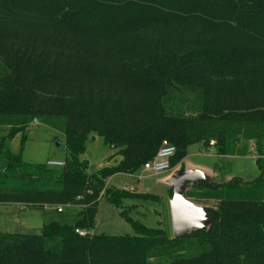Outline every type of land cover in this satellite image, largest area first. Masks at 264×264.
I'll return each instance as SVG.
<instances>
[{
  "label": "trees",
  "instance_id": "1",
  "mask_svg": "<svg viewBox=\"0 0 264 264\" xmlns=\"http://www.w3.org/2000/svg\"><path fill=\"white\" fill-rule=\"evenodd\" d=\"M33 121L62 130V166L9 151ZM3 124L0 204L78 210L38 233L0 231V264H264V0H0ZM94 135L119 161L90 174L79 155ZM164 140L171 167L201 144L219 157L253 152L258 176L219 170L197 183L185 195L215 202L207 228L169 236L123 205L151 195L105 183L137 172ZM101 197L133 234L91 233Z\"/></svg>",
  "mask_w": 264,
  "mask_h": 264
},
{
  "label": "rangeland",
  "instance_id": "2",
  "mask_svg": "<svg viewBox=\"0 0 264 264\" xmlns=\"http://www.w3.org/2000/svg\"><path fill=\"white\" fill-rule=\"evenodd\" d=\"M61 124L62 121H56ZM2 135L8 127L3 124ZM212 145V144H210ZM252 145V142L249 143ZM7 147L13 154H19L26 163L38 164L48 161L64 162L66 157L65 138L62 130L50 123L33 121L25 131L17 132L8 141ZM211 147L191 144L187 148V156L182 162L170 169L154 173L139 169L134 174L117 173L106 179L107 186L122 187L136 193L149 194L154 200H126L123 205L132 219L140 221L148 227L165 228L169 236H173L170 211L172 194L169 193L177 179L183 180L188 174H197L201 179L210 180L219 170L225 171L226 177H240L244 181H252L258 176L256 155L252 152L245 157H216ZM114 156L113 158H111ZM79 160L87 163V171L95 174L104 167H112L119 161L116 150L103 144L102 139L94 135ZM195 172V173H193ZM199 183V182H198ZM197 184V183H196ZM195 185L187 184L181 188L185 202L192 208L205 212L215 205L214 201H198L185 195ZM57 209H61L58 211ZM78 208L47 207L44 210L27 208L20 210L17 205L0 204V231L8 233H38L45 222L57 220L72 223ZM205 221L199 228L206 229ZM92 234L125 235L133 234L132 225L114 209L105 197H101L95 215ZM199 250L183 251L190 255Z\"/></svg>",
  "mask_w": 264,
  "mask_h": 264
},
{
  "label": "water",
  "instance_id": "3",
  "mask_svg": "<svg viewBox=\"0 0 264 264\" xmlns=\"http://www.w3.org/2000/svg\"><path fill=\"white\" fill-rule=\"evenodd\" d=\"M199 179L198 175L188 174L183 180L175 182L172 187L170 211L174 237H182L207 221L206 214L190 207L180 191L187 184L195 185L199 182Z\"/></svg>",
  "mask_w": 264,
  "mask_h": 264
},
{
  "label": "built area",
  "instance_id": "4",
  "mask_svg": "<svg viewBox=\"0 0 264 264\" xmlns=\"http://www.w3.org/2000/svg\"><path fill=\"white\" fill-rule=\"evenodd\" d=\"M210 144H213V142H211ZM175 151L176 149L174 145L166 140L162 141L156 154L149 161L144 163L142 169L154 173H159L170 169V160L175 154ZM46 164L50 167H60L63 165V162L48 161ZM57 210L60 211L61 209ZM76 232L79 235H85L84 231L76 230Z\"/></svg>",
  "mask_w": 264,
  "mask_h": 264
},
{
  "label": "crops",
  "instance_id": "5",
  "mask_svg": "<svg viewBox=\"0 0 264 264\" xmlns=\"http://www.w3.org/2000/svg\"><path fill=\"white\" fill-rule=\"evenodd\" d=\"M211 149L213 150V148H212V146H211ZM213 153H214V155L217 157V155L215 154V152H214V150L212 151ZM219 157V156H218ZM234 157H239V156H234ZM241 157V156H240ZM243 157H245V156H243ZM256 157V156H255ZM219 158H221V157H219ZM58 162H60V161H58ZM193 173H195V172H193ZM195 175H197V174H195ZM217 175V173L215 174V175H213L211 178H213V177H215ZM199 176V175H198ZM199 182H202V181H209V180H205V179H201V176H199ZM227 180L228 179H230L229 177H225ZM180 179H177L176 181H179ZM185 187V186H184ZM119 188H122L121 186L119 187ZM183 188V187H182Z\"/></svg>",
  "mask_w": 264,
  "mask_h": 264
}]
</instances>
